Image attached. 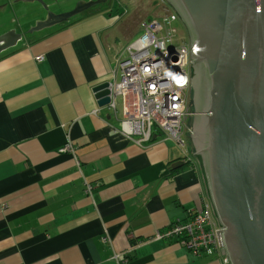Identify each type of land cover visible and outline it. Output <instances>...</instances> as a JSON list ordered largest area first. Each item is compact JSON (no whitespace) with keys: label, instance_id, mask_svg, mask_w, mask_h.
Returning a JSON list of instances; mask_svg holds the SVG:
<instances>
[{"label":"crops","instance_id":"1","mask_svg":"<svg viewBox=\"0 0 264 264\" xmlns=\"http://www.w3.org/2000/svg\"><path fill=\"white\" fill-rule=\"evenodd\" d=\"M92 9L40 31H29L35 22L0 32L19 36L0 52V264H223L155 239L210 204L205 175L187 131V155L164 138L139 146L120 133L117 100L98 107L92 89L119 82L129 44L114 3ZM67 145L72 153H61Z\"/></svg>","mask_w":264,"mask_h":264},{"label":"water","instance_id":"2","mask_svg":"<svg viewBox=\"0 0 264 264\" xmlns=\"http://www.w3.org/2000/svg\"><path fill=\"white\" fill-rule=\"evenodd\" d=\"M106 1L78 2L65 14L47 12L30 32ZM162 1L186 30L192 88L205 95L191 135L220 227L222 255L229 264H264V0ZM18 39L12 31L1 35L0 52ZM197 71L205 76L206 88ZM110 86L105 82L92 89L98 107L110 103Z\"/></svg>","mask_w":264,"mask_h":264},{"label":"built area","instance_id":"3","mask_svg":"<svg viewBox=\"0 0 264 264\" xmlns=\"http://www.w3.org/2000/svg\"><path fill=\"white\" fill-rule=\"evenodd\" d=\"M176 21L175 13H167L161 19L152 18L142 23V34L117 60L120 80L110 86L107 107L115 110L116 100H120L123 116L120 133L136 145L164 138L173 141L187 155L183 134L185 121L190 116L192 52L189 43L179 44L174 40ZM35 60L41 62L43 58ZM170 73L186 78V83L177 85ZM72 151L67 145L60 152ZM209 205L203 204L189 221L172 225L168 231L157 233L155 239H172L199 258L221 255L222 263L229 264L222 255L218 238L220 227ZM106 240L103 238L102 242Z\"/></svg>","mask_w":264,"mask_h":264},{"label":"rangeland","instance_id":"4","mask_svg":"<svg viewBox=\"0 0 264 264\" xmlns=\"http://www.w3.org/2000/svg\"><path fill=\"white\" fill-rule=\"evenodd\" d=\"M6 2V0H3ZM9 1V0H8ZM12 2L4 4L7 8L6 11H3L0 13V21L2 25V29H0V32H4L7 29L6 28H13L14 30H25L27 29L30 24H33L37 21H39L41 18H43L47 12L50 14H61V13H68L72 11V9L75 8L77 5L78 1L77 0H43L42 4L41 3H35L33 5H29L26 3H21L18 2L17 4L14 2L15 0H11ZM81 1V0H80ZM85 1V0H82ZM160 1L162 0H125V2H122L121 0H109L107 4H113L114 3V13H118L119 15H122L123 13V19L124 22L123 24V30H122V40H121V45H127L134 41L136 38H138L142 34V30H140L137 33H134L135 29V21L133 17V13H138L140 15V18L144 21H148L152 18L157 19V17H161L163 14H167L168 12L172 13L170 9L166 6H162L160 4ZM122 4L123 6H119ZM24 6L28 11H25V13L22 16L16 15L13 12V9L16 7H22ZM104 4H101L100 7H103ZM163 7V8H162ZM48 13V14H49ZM47 14V15H48ZM136 16V17H137ZM26 20L27 23L26 25L25 22L23 21ZM143 21V22H144ZM20 22V23H19ZM19 23V26H18ZM32 28V27H30ZM29 28V31L31 30ZM173 29L176 30V33L174 35V40L178 42L179 44L181 43H189V38L186 33V30L182 26L180 21H176L173 24ZM117 103H120V100H117ZM192 108V103L189 104L188 106V113L191 112ZM193 122L191 119V116H188V118L185 121V131L188 132V146L190 147L191 152L195 155V149L193 147L192 143V131H193ZM198 162L200 163L199 159ZM213 264H219V262L214 261Z\"/></svg>","mask_w":264,"mask_h":264},{"label":"flooded vegetation","instance_id":"5","mask_svg":"<svg viewBox=\"0 0 264 264\" xmlns=\"http://www.w3.org/2000/svg\"><path fill=\"white\" fill-rule=\"evenodd\" d=\"M95 1V0H94ZM86 2V1H85ZM107 4V2H101L100 4H98V5H96V6H93L94 8H97V7H100V5L101 4ZM160 4L163 6H167L169 9H170V11H172V9L170 8V6H169V4L168 3H165V2H163V1H160ZM93 7H91V8H89V9H87V10H85V11H83L81 14H79V15H77V16H75V17H73V18H71V19H69L68 21H71V20H73V19H75L76 17L78 18V17H82V18H85V17H87V16H89V15H91V13H89V11L90 10H93L92 8ZM163 8V7H162ZM73 10V9H72ZM167 13H169L170 14V12H168V10H167ZM46 16V15H45ZM45 16L43 17V18H41V20H43L44 18H45ZM163 17V15L161 16V17H157V19H161ZM176 17H177V19H178V21H180L179 20V17L176 15ZM67 21V22H68ZM183 26V25H182ZM184 27V26H183ZM130 44V43H129ZM199 75V77H200V81H201V87L203 88H206V80H205V76L200 72V71H197L196 73H195V77H197L198 75ZM205 84V85H204ZM197 94V92H196V90H195V88H192V93H191V98H190V102H189V104L190 103H192V108H191V112H190V116H191V119H192V122L194 123V121H196V120H198L197 118H199V117H202V115H201V113L203 114V108L201 107L202 105H204V103H205V101H204V98H205V95L201 92V94L199 95V96H197L196 95ZM199 106V107H198Z\"/></svg>","mask_w":264,"mask_h":264},{"label":"clouds","instance_id":"6","mask_svg":"<svg viewBox=\"0 0 264 264\" xmlns=\"http://www.w3.org/2000/svg\"><path fill=\"white\" fill-rule=\"evenodd\" d=\"M191 71H192V68H191ZM170 75H172V78L177 85H183L184 83H186V78L179 76V74L173 75L170 73Z\"/></svg>","mask_w":264,"mask_h":264},{"label":"trees","instance_id":"7","mask_svg":"<svg viewBox=\"0 0 264 264\" xmlns=\"http://www.w3.org/2000/svg\"><path fill=\"white\" fill-rule=\"evenodd\" d=\"M172 13H174L173 10H172ZM197 159H198V158H197Z\"/></svg>","mask_w":264,"mask_h":264}]
</instances>
